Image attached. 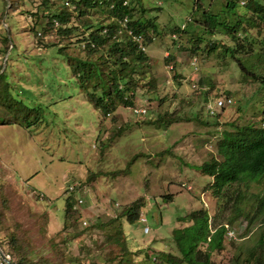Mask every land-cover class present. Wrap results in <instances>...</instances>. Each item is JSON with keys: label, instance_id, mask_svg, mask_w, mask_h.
<instances>
[{"label": "rangeland", "instance_id": "rangeland-1", "mask_svg": "<svg viewBox=\"0 0 264 264\" xmlns=\"http://www.w3.org/2000/svg\"><path fill=\"white\" fill-rule=\"evenodd\" d=\"M222 1L226 2L134 0V14L155 25L147 53L157 84L139 86V103H123L115 113L105 115L87 99L58 46H46L55 39L54 32L44 29L42 18L33 25L40 0H0V38L6 36L9 45L6 49L0 41V248L13 260L17 253L8 241L11 232L32 249V264L39 258L73 264L84 256L101 261L94 246L104 239L103 232L114 229L108 225L103 232L90 231L88 224L120 215L140 196L145 199L146 222L122 218L136 260L146 252L154 260L168 251L176 253L172 230L180 223L177 216L199 207L208 210L212 226L228 222L235 231L234 244L225 238L223 250L213 252L211 264H228L240 248L244 252L256 242L264 226V205L259 206L264 183L235 182L217 197L211 193L210 175L197 167L215 152L223 129L260 123L264 115V82L253 76L264 75V48L259 41L264 27L260 34L245 25L247 30L232 41L220 27L213 28L214 35L199 23L201 18L196 19L206 10L218 19L244 23L250 14L246 0H238L232 12ZM61 7L57 0L54 10ZM107 13L98 3L88 11L99 24ZM183 22L186 33L176 34L174 44L171 28ZM195 35L200 38L194 40L200 47L197 52L176 47ZM171 50L176 61L168 64L178 74L174 79V69L162 61ZM192 56L197 57V68L190 63ZM238 61L250 71H243ZM206 92L209 101L226 95L233 101L216 107L218 115H211L207 102L202 103ZM136 104L145 105L147 112L135 113L129 106ZM195 109H199L196 116ZM78 195L82 203L77 202ZM67 199L77 205L79 214L66 220ZM235 206L242 213L230 222ZM82 219L87 220L85 225ZM145 224L148 232L143 231Z\"/></svg>", "mask_w": 264, "mask_h": 264}, {"label": "trees", "instance_id": "trees-1", "mask_svg": "<svg viewBox=\"0 0 264 264\" xmlns=\"http://www.w3.org/2000/svg\"><path fill=\"white\" fill-rule=\"evenodd\" d=\"M56 1L40 0L33 25L36 24L37 19L42 18L45 21L44 29L54 32L55 39L46 46H58V51L68 59L73 72L76 74L77 82L94 106L98 107L105 115L115 113L116 108L123 103L130 105L133 102H138L136 93L139 86L155 88L157 78L149 68L151 59L147 49L142 50L132 34L125 30L117 31L119 24L116 17L127 14L129 17L127 26L132 30V33L143 32L147 44L154 40L149 34V29L154 28L152 30H155V25L150 19H142L134 14V0H127L125 4L123 3L124 0L102 2L97 0H61L62 7L55 11L53 6ZM237 1L226 0L222 3L227 7L226 9L232 12ZM66 2L76 4V8L70 7ZM97 3L104 6L108 12V16L104 17L100 24L97 20L93 22L88 14L91 6ZM112 3L113 5L110 7ZM245 7L250 14L244 18V23L241 22V19L231 21L223 20L222 18L225 17L218 19L214 17L215 14L206 10H203L196 19L201 18L199 23L208 26L210 33L213 32V28L220 27L229 37L228 39L235 41L239 32L247 30L245 25L256 28L258 33L264 27V0H246ZM245 7L242 9L245 10ZM229 15H227L228 18ZM233 15L235 14H232L231 19ZM55 20L58 21L57 24ZM261 24L263 25L261 26ZM197 26L199 28L201 25L197 23ZM104 27H107L106 32L102 31ZM186 27L182 29L177 25L171 28V32H179L180 37H182L186 33ZM193 33L194 31L191 32V34ZM212 34L216 35L215 32ZM190 38H193L192 44L188 45L186 43ZM199 39L196 35L190 36L187 42L180 43V41L176 47L189 49L195 53L200 48L198 44H195V41ZM259 39L264 48V33ZM7 40L6 36L0 38L6 49L9 46ZM171 42L175 44V39H172ZM210 45L212 48L215 47V42ZM227 51L234 56V50L229 44H227ZM171 52L163 56L162 61L164 60V63L167 62V64L174 62L175 65V53L172 50ZM238 63L243 71L244 69L247 72L250 71L240 61ZM174 65L172 79L178 78ZM254 75L264 82V75ZM209 100L211 97L206 92L202 103L209 102ZM198 112L199 109H195L194 116ZM212 115H218V112ZM162 117L163 115L158 116V119H162ZM165 122L167 124L169 121L166 120ZM229 124L234 125L233 123ZM197 167L201 173L210 175L211 193L217 197L225 195L224 189L235 182L245 181L249 183L251 180H255L259 185H263L264 115L260 119V123L248 122L232 129H223L216 142L215 152L205 158ZM165 195L169 199L172 198L171 193ZM238 196L239 192L236 198ZM144 200L142 196L137 197L123 208L120 215L110 217L108 221L88 224L90 231L101 230L103 232V229L108 225H111L114 230L111 233L103 232L104 239L101 240L100 245L94 246L93 250H96L95 254L101 257V261L90 260L91 257L84 256L73 264H107L115 261L117 257V264H211L213 252L223 250L226 234L225 222L212 226L208 210L205 207H199L177 216L180 223L172 230L176 253L168 251L165 252V257L159 255L154 260L150 259L148 252H146L140 259L136 260L134 255L138 254L127 243L122 228V218L124 217L129 222L140 219V213L145 206ZM74 205V202L66 200L64 208L66 220L68 217H73L74 213L78 211L77 206L74 208ZM261 205H264V197H261L259 206ZM235 209V216H230L228 219L230 222L242 213L240 206H235ZM77 213L79 214V211ZM8 241L17 253V258L15 260L12 258L14 264H32V259L29 257L32 249L30 250L26 240L11 232ZM231 243L234 244L233 239ZM229 261L228 264H264V226L259 231L256 242L247 246L244 252L240 248ZM35 264L60 263L39 258Z\"/></svg>", "mask_w": 264, "mask_h": 264}, {"label": "built area", "instance_id": "built-area-1", "mask_svg": "<svg viewBox=\"0 0 264 264\" xmlns=\"http://www.w3.org/2000/svg\"><path fill=\"white\" fill-rule=\"evenodd\" d=\"M98 2H102V1H106V0H97ZM242 3L244 2V0L241 1ZM70 7L72 8H76V4H73V3H68L66 2ZM124 4L127 3V0H124L123 2ZM113 3L110 5V7H112ZM191 18L188 17L187 21L190 20ZM116 20L119 24V27L117 29V31H122V30H125L127 31L129 34H132L133 38L137 40L138 42V46L142 49V50H146L147 49V43L145 41V38H144V33L143 32H139V33H132V30L127 26V22L129 20V17L127 14L123 15L122 17H116ZM56 24L58 23V21H56ZM186 26V22H183L179 25L180 28H184ZM103 32H106L107 31V27H104ZM152 29H149V34L151 35V38L152 39H155V35L152 33ZM179 34V32H173L171 35L173 37V39H178L176 38L177 35ZM179 45V44H178ZM177 45V46H178ZM166 55L168 54V52L165 53ZM196 62H197V57L196 56H192L191 58V65L194 67V68H197L196 67ZM167 66L169 67V69H172L173 68V65L172 64H167ZM233 101L232 97L231 96H222V97H217L215 99L214 102L212 101H209L207 102L206 104V108L208 110V112L212 115V114H215L217 112L216 110V107H223L225 106L226 104L228 103H231ZM132 108V110L137 113V114H145L147 112V108L145 105L143 104H136V105H131L129 106ZM80 190V189H79ZM84 194V193H83ZM77 202L78 203H82L83 202V198L82 196L78 195L77 196ZM77 205L75 204L74 205V208L76 207ZM140 220L143 221V222H146L147 220V217L144 213H140ZM82 223L85 225L87 223V220L86 219H82ZM225 227H226V234H225V238H232V237H235V231L228 225V223H225L224 224ZM143 231L144 232H148L149 231V226L147 224H145L143 226ZM9 261H12V258H11V255L9 252H6L4 251L2 248H0V264H9Z\"/></svg>", "mask_w": 264, "mask_h": 264}, {"label": "water", "instance_id": "water-1", "mask_svg": "<svg viewBox=\"0 0 264 264\" xmlns=\"http://www.w3.org/2000/svg\"><path fill=\"white\" fill-rule=\"evenodd\" d=\"M154 214H155V216L157 218V213L155 212ZM9 264H14V263L12 261H9Z\"/></svg>", "mask_w": 264, "mask_h": 264}]
</instances>
